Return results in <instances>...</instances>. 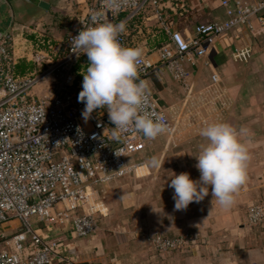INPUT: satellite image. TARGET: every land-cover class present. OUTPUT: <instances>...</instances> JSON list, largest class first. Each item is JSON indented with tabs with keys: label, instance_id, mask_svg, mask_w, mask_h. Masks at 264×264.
Returning a JSON list of instances; mask_svg holds the SVG:
<instances>
[{
	"label": "crops",
	"instance_id": "1",
	"mask_svg": "<svg viewBox=\"0 0 264 264\" xmlns=\"http://www.w3.org/2000/svg\"><path fill=\"white\" fill-rule=\"evenodd\" d=\"M159 1L181 33L191 32L198 23L227 18L220 0ZM89 3L0 0V36L8 38L18 56L15 71L25 74L43 67L47 57L63 54L69 16L81 15ZM152 14L149 7L142 18L125 27V46L138 47L156 60L155 48L167 35ZM252 23V31L241 27L219 37L206 63L184 61L188 73L184 81L165 68L147 79L146 89L175 124V133L144 137V149L126 158L135 166L132 172L88 187L104 210L95 234L76 239V264H264V224L246 221L247 206L264 200V27ZM39 33L49 40L50 49L45 44L32 48ZM246 47L251 50L246 60L233 57L234 48ZM51 82L47 78L34 91L39 94ZM206 121L227 122L238 132L247 130L241 134L250 156L247 179L229 208L217 204L209 187L201 201L176 210L170 177L187 172L198 179L195 157L205 142L199 130ZM55 232L66 236L69 228ZM155 235H185L196 246L157 251L149 240Z\"/></svg>",
	"mask_w": 264,
	"mask_h": 264
},
{
	"label": "built area",
	"instance_id": "2",
	"mask_svg": "<svg viewBox=\"0 0 264 264\" xmlns=\"http://www.w3.org/2000/svg\"><path fill=\"white\" fill-rule=\"evenodd\" d=\"M220 4L226 10L225 20L198 23L191 32L181 33L159 0H90L81 15L69 16L64 53L47 57L43 67L25 74L15 71L18 56L8 38L0 36V264H76V239L95 234L104 210L88 187L132 172L135 166L127 163V156L145 147L143 134L132 126L113 138L104 109L94 110L87 121L82 118L84 104L77 95L87 57L71 51V38L93 22V13L101 21H123L126 27L151 7L167 39L155 48L156 60L141 54L138 78L146 82L165 68L184 81L188 73L183 62L206 63L219 37L241 27L252 31L253 20L264 27V0H220ZM126 35L124 30L117 37L124 46ZM43 44L50 49L49 40L39 33L32 48ZM250 51L234 48L232 55L246 60ZM47 78L53 86L45 85L36 93L34 88ZM143 107L165 123L163 133L174 135L175 124L147 89ZM246 221L264 224V200L247 206ZM66 227V236L55 232ZM151 241L159 251L196 246L185 235H157Z\"/></svg>",
	"mask_w": 264,
	"mask_h": 264
},
{
	"label": "clouds",
	"instance_id": "3",
	"mask_svg": "<svg viewBox=\"0 0 264 264\" xmlns=\"http://www.w3.org/2000/svg\"><path fill=\"white\" fill-rule=\"evenodd\" d=\"M92 14V23L83 26L71 38V51L78 57L86 54L87 63L82 75L77 100L83 102L82 118L87 121L94 110L104 109L113 125V138L129 126L154 139L166 131L165 123L144 107L146 82L138 78L141 49L124 46L117 39L125 30L123 21L113 24L99 20ZM229 123L206 121L199 135L205 142L199 145L195 167L198 179L187 172L173 174L169 187L173 188L174 208L185 209L190 202H199L209 193L222 208L234 203V194L247 179L248 147L241 134Z\"/></svg>",
	"mask_w": 264,
	"mask_h": 264
},
{
	"label": "rangeland",
	"instance_id": "4",
	"mask_svg": "<svg viewBox=\"0 0 264 264\" xmlns=\"http://www.w3.org/2000/svg\"><path fill=\"white\" fill-rule=\"evenodd\" d=\"M46 80H47V79H46ZM46 80H45V81H46ZM50 86H53V83H52V82L50 83ZM99 219H100V216H99V218H98V220H97V228H98V221H99ZM32 227H33V228H36L37 226L33 225ZM155 236H157V235H155ZM155 236H153V237H155ZM151 239H152V237L149 238V240H150V242H151V246H154V244L152 243ZM154 248L156 249L155 246H154ZM156 250L158 251V249H156ZM164 252H165V251H164Z\"/></svg>",
	"mask_w": 264,
	"mask_h": 264
}]
</instances>
